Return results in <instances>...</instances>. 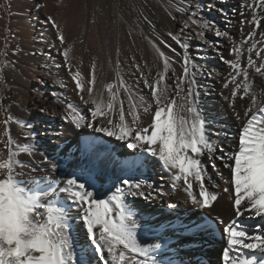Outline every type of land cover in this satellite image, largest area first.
<instances>
[{"label": "bare ground", "instance_id": "6f19581e", "mask_svg": "<svg viewBox=\"0 0 264 264\" xmlns=\"http://www.w3.org/2000/svg\"><path fill=\"white\" fill-rule=\"evenodd\" d=\"M129 1L0 0V65L3 66L0 67V159H7L5 142L11 139L15 158L28 165L22 169L25 175L20 177V186L30 194L36 190L48 191L50 184L53 187L63 186V181L71 175L82 180L100 198L108 200H111L115 186L122 187L119 183L123 179L153 183L162 188L163 201L126 197V204L136 222L137 243L149 250L156 264H165L168 260L173 264H223L222 254L227 237L218 221L222 220L227 225L230 220L237 219L230 207V195L234 200L235 191L230 185L229 169L217 161L223 179L213 175L214 184L218 187L214 186L209 191L217 194L219 200L212 210L197 209L191 205V198H187L185 204L187 194L183 179L179 182L172 180L176 169L166 173L159 160L143 149H131L125 141L84 125L91 121L89 108L95 107L92 100L107 111L113 97L105 86L112 81L114 109L108 118L114 125L119 124V111L123 107V123L130 132L129 140L137 132L143 134L146 127L150 135L156 110L155 98L141 80V72L136 70L135 65H141L144 75L155 79L157 73L165 72L164 58H167L169 67L164 83L174 89V74L183 75V49L167 33L181 32L182 38H188L192 62L215 73L212 78L206 73L195 77V100L205 121L206 134L213 143L223 144L229 151L236 148L238 133L247 119L251 115L264 118V76L248 64L249 57L257 67L264 63L256 55L264 52V43H261L264 40L261 35L264 33V9L259 6L261 0H135L138 17L126 24L124 19ZM5 9L10 10L7 22L9 33L5 27L6 19L1 16ZM193 12L194 18L189 20ZM84 14L89 30H73L75 25L85 22ZM48 17H52L55 25ZM254 17L259 24L252 23ZM185 21H188V28L183 29ZM56 25L65 37L63 45L58 39ZM108 28L115 30H105ZM216 30L228 35L217 37ZM201 31L204 32V41L197 35ZM250 32L255 33L254 37L249 35ZM252 44L256 47L249 51ZM234 47L240 48L238 54ZM65 48H69L67 60L63 55ZM161 52L163 58L159 55ZM230 62L239 63L240 68L247 71V78L242 73L237 74L238 70L232 68ZM93 63L96 65L94 84L91 83ZM118 70L121 72L119 79L116 75ZM77 71L84 89L92 87L91 96L86 90L76 88L73 75ZM232 75H236V83L240 86L235 97H230L234 87ZM245 79L250 85L248 94L243 90ZM120 80L125 82L124 86H121ZM225 83L229 84V88L223 87ZM123 87H129L131 91L126 94ZM116 88L121 90L115 92ZM129 95L133 98L134 113L128 110ZM224 97L230 99L225 100ZM173 98L174 91H169V100ZM85 101H88L87 105ZM174 111L177 118L184 116L190 122V117L180 110L179 104L174 106ZM134 115L139 118L134 120ZM81 116L84 117L81 127L76 128L72 119H80ZM9 117L11 122L5 125L3 121ZM99 120L96 128L105 125L104 117H99ZM48 131L60 134L49 136ZM31 133H35L34 139ZM152 147L158 149L159 144ZM95 153L108 161L102 170L93 168L89 163ZM128 156L132 158L126 162ZM45 157L51 163H42ZM203 159L207 164V157ZM52 164L57 165L55 171ZM207 171L212 173L210 164ZM0 178H3L2 174ZM191 182L193 194L201 199L199 185L194 178ZM173 183L176 187L170 191ZM225 188L229 191L225 192ZM55 199L66 211L76 264H105L89 239L82 219L72 209L71 202L59 193ZM177 201L178 214L173 216L165 205ZM48 202V197L41 199L45 206ZM111 207L115 208L114 202H111ZM206 217L213 221L214 229L205 226L195 231L178 230L175 234L169 232L165 235L163 232L169 221L173 227L179 228L188 223L200 224ZM118 218V213L114 211L113 219L118 221ZM144 220L165 224L160 229L146 231L142 228ZM243 222L250 234L264 235L259 232L258 223H264L259 216H244ZM94 231L98 235V227ZM121 250L122 246H119L117 255ZM241 251L247 255L255 250ZM102 252L106 254L107 248ZM231 255H236L235 250ZM136 258L142 259L139 254ZM106 260L111 262L112 257L106 255Z\"/></svg>", "mask_w": 264, "mask_h": 264}, {"label": "snow or ice", "instance_id": "6c2138e0", "mask_svg": "<svg viewBox=\"0 0 264 264\" xmlns=\"http://www.w3.org/2000/svg\"><path fill=\"white\" fill-rule=\"evenodd\" d=\"M259 6L264 9V0H261ZM37 7H42V5H37ZM194 16L195 13L193 12L189 16V20H192ZM48 19L55 25L52 17H48ZM144 19L147 20V17ZM148 23L151 24V21ZM241 23L243 24L245 21H241ZM252 23L259 24L260 22L254 17ZM56 28L60 44L63 45L65 37L58 25ZM186 28H188V21L183 24V29ZM167 35L183 49V75L175 76L174 74V89L164 83L169 67L167 58H164L165 72L157 73L155 79H150L149 76L144 75L141 65H135L136 70L141 72V80L146 87L151 89V96L155 98L156 110L151 123L150 135L148 134L149 128L146 127L143 134L137 132L129 140L130 132L123 123V107L119 111V124L114 125L113 121L108 118L114 109L113 100L115 99L114 85L111 83L105 86L109 90L110 96L113 97V100H110L107 105V111L96 104L95 100H92L91 103L95 107L89 108L91 121L84 126L94 128L109 137H116L120 141H125L131 149H143L159 160L166 173H172V170L176 169L177 171L172 173V180L179 182L183 179L186 185L184 192L187 194L185 204L187 205V198H191V205L197 209H214L219 197L209 191L214 186L218 187L214 184L212 176L216 175L223 179L217 161L227 167L231 177L230 185L234 187L235 191L234 200L230 195V207L232 215L237 219L230 220L227 225L222 220L218 221L223 225L224 235L227 237L226 248L222 254L223 264H264V235H252L243 226L244 216L251 218L255 215L264 220V118L251 115L238 133L237 147L231 151L227 150L223 144L213 143L206 134L205 121L202 119L196 104L195 77L198 74L206 73L209 78H212L215 73L192 62L188 38H182L181 32H168ZM197 35L201 41L205 40L203 31ZM215 35L226 37L228 34L216 30ZM249 35L254 37L255 33L250 32ZM261 35L264 36V33ZM261 43H264V40ZM255 47L256 44H252L249 51ZM69 48L63 50L66 60ZM233 50L238 54L240 48L234 47ZM159 55L164 57L162 52ZM256 55L261 61H264V52L256 53ZM221 59H223L222 56ZM248 64L258 74L264 76V63L257 67L249 57ZM230 66L238 70L237 74L242 73L247 78V71L242 70L239 63L230 62ZM0 67L3 66L0 65ZM95 68L96 65L93 63L91 65L92 84L95 83ZM197 68L199 71H193ZM116 75L119 79L121 72L118 70ZM73 79L78 90H86L91 96L92 87L84 89L78 71L73 75ZM231 80L234 87L230 92V97H235L238 95L236 89H239L240 86L236 83V75H232ZM120 84L124 86L125 82L120 80ZM223 87L229 88V84L225 83ZM249 87L250 85L245 79L243 90L246 94H248ZM120 90V88H116L115 92ZM123 91L127 94L131 89L123 87ZM169 91H174L175 98L169 100ZM230 97H224V99L229 100ZM132 99V96L129 95L128 110L134 113L135 106ZM180 101L182 103H179ZM84 103L87 105L88 101ZM178 104L180 110L188 114L190 122L184 116L177 118L174 106ZM144 110L148 111L147 108ZM236 115L239 119V114ZM247 115L248 113H246ZM99 117H104L105 125L108 126L102 125L96 128L95 125L100 123ZM138 118L134 115V120ZM11 119V117L6 118L3 123L5 125L10 124ZM83 119V116L80 119L73 117L72 122L76 128H80ZM5 134L10 135L9 132ZM47 134L58 136L60 133L48 131ZM31 137L34 139L35 133H31ZM157 143L159 144L158 149L152 147ZM12 145L11 139L5 142V146L8 148L7 159H0V174L3 175V178H0V264H76L72 240L68 231L66 211L58 205L55 199L58 193L64 194L71 202L72 209L82 219L89 239L101 261H105V264H114L116 261H119L120 264H156L149 250L137 243L136 222L133 220V212L126 204V197H140L150 202L157 199L163 201L164 192L162 188H158L150 182L142 183L136 180L123 179L119 183L122 187L115 186V192L111 195V200H108L100 198L82 180L71 175L66 181H63V186L53 187L50 184L48 191L36 190L30 194L20 186V177L25 175L22 169L28 165L15 158L16 154L12 150ZM205 156L207 157V164L203 159ZM107 162V159L100 157L98 153H95L92 160L89 161L93 168L101 170ZM42 163H51V161L45 157ZM209 164L212 168L211 174L207 171ZM51 167L53 171L57 169L56 164H52ZM17 168L21 171L17 172ZM29 178L31 179V176ZM193 178L199 185L201 199H197L192 192L191 180ZM175 187L176 184L173 183L169 190L171 191ZM224 191L228 192L229 189L225 188ZM44 197L49 198L46 206L41 203V199ZM111 202L115 203L114 209L111 207ZM165 206L172 212L173 216L178 214V201L166 203ZM114 211L118 213V221L113 219ZM164 224L165 222L144 220L142 228L146 231H152L153 228L164 227ZM166 224L167 226L163 230L165 235L169 232L175 234L176 231L182 229L192 231L199 229L198 222L180 225L179 228L173 227L171 221ZM258 226L259 232L264 233V223H258ZM97 227L99 229L98 235L94 231ZM119 246H122V250L117 255ZM105 248H107L106 254L102 252ZM242 249L255 251H250L245 255L242 254ZM233 250L236 252L235 256L231 255ZM138 254L142 259L136 258ZM106 255L112 257L111 262L106 260ZM165 264H173V262L168 260L165 261Z\"/></svg>", "mask_w": 264, "mask_h": 264}, {"label": "rangeland", "instance_id": "374dc122", "mask_svg": "<svg viewBox=\"0 0 264 264\" xmlns=\"http://www.w3.org/2000/svg\"><path fill=\"white\" fill-rule=\"evenodd\" d=\"M129 6L127 7V9H126V14H127V16L125 17V19H124V22L126 23V24H128L129 23V21L130 22H132V19H134L135 18V16L136 17H138V3H137V1H135V0H131V1H129V4H128ZM137 7V8H136ZM136 8V9H135ZM0 10H2L1 9V7H0ZM86 12H87V9H86ZM133 13V14H132ZM132 14V15H131ZM9 15H10V10L9 9H5V11L2 13V17L4 16L5 17V19H6V24H5V27H6V30H8L7 31V33H9L10 32V28H9V26L7 25V22L9 21ZM129 15H131V17L129 16ZM84 21L86 22H84V23H80V25L78 24V26L77 25H75L74 27H73V30H89V26H88V23H87V21H86V19H87V17H86V15L84 14ZM131 19V20H130ZM65 23V22H64ZM105 30H115V29H111V28H108V29H105ZM109 83H111L112 84V81H109ZM128 158H132V157H130V156H128L127 157V159ZM127 159H126V162H128L127 161ZM130 161V160H129ZM209 217H206V219H208ZM206 221V220H205ZM200 225V224H199ZM205 226H211L212 227V229H214V227H215V224L213 223V222H211V223H208V224H206V225H204V226H199V228H202V227H205Z\"/></svg>", "mask_w": 264, "mask_h": 264}]
</instances>
